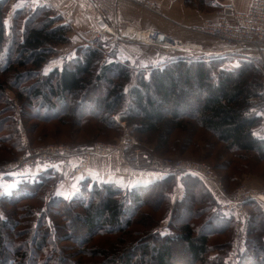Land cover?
Segmentation results:
<instances>
[{
	"label": "trees",
	"instance_id": "16d2710c",
	"mask_svg": "<svg viewBox=\"0 0 264 264\" xmlns=\"http://www.w3.org/2000/svg\"><path fill=\"white\" fill-rule=\"evenodd\" d=\"M11 1L0 0V77L4 75L0 81V113L9 112L0 119V149L13 155L11 158L28 149L23 143V131L33 148L40 137L30 136L37 131L43 135L40 144L45 143V137L57 141L58 138L54 140L52 136L59 134L65 137L83 134L80 135L81 143L76 144L83 148L93 145L98 136L108 140L112 132L118 134L121 128L114 116L127 108L124 121L132 134L140 142L147 135H153L157 142L147 157L151 154L185 155L190 148L194 149L193 155H198L196 153L203 147L206 152L202 157L219 158L220 154L208 150L213 144L206 146L201 136L196 140L198 133L204 131L225 145V151L235 150L229 156L232 158L230 164L218 168L223 171L232 168V174L223 176L224 182L247 169L250 162L264 163V137L254 133L261 118L252 110L256 105L254 100H262L264 93L263 63L257 52L254 51L258 57L256 63H243L240 67L227 66V57L190 62L172 61L176 56L171 55V61L166 64L136 73L129 63L107 58L99 46L84 45L77 47L60 66L44 72L58 54V47L70 43L72 29L47 7L18 10L10 23L7 15ZM185 2L189 7L210 3L207 0ZM27 67L30 69L21 72L20 69ZM9 73L7 82L5 75ZM8 90L14 93V99L6 94ZM94 92L98 93L95 97L92 96ZM31 121L35 124L30 125ZM64 126L69 129H58ZM179 131L188 135L179 137ZM177 135L179 138L175 139ZM60 179L59 171L49 169L32 179L21 178L16 189L0 198V208L7 214H0V264H24L29 256L28 242L35 245L34 253L39 255L48 245L58 247L60 256L50 257L48 264H84L75 259L79 253L86 257L92 252L91 247L85 248L91 243H88L89 238L111 234L132 236V227L145 224L150 214H142L143 218H139L141 210L149 206L151 196L161 198V204L171 207L166 211L165 230L153 229L140 240L127 241L121 237L119 245L112 242L122 253L113 248L97 247L95 254L104 259L100 264H174V247L178 242L185 245L193 262L206 263L214 250L210 237L235 228L241 232L248 229V233L253 234L255 228L264 227V206L250 202L246 205L245 225L238 230L235 217L223 210V199L211 184L191 173L160 174L151 183L132 188L87 179L81 184L83 195L71 199L54 195L53 188ZM178 186L180 191H177ZM85 195L88 200L83 198ZM35 199L42 203L38 213L19 207ZM199 205L201 207L195 208ZM6 206L22 211L19 216L25 219L24 231L16 229L17 222L9 218L13 212L7 213ZM184 211L190 212V220L179 225ZM200 219L203 223L199 229L193 220ZM75 223L85 227L86 237L77 238ZM8 229H11L10 234ZM75 238L85 246L77 249L79 253L67 244ZM262 241L264 246V236L261 243L255 237L249 239L248 249L242 253L240 262L264 264ZM14 243V252L9 253L7 249L10 250ZM258 252L261 255L258 256Z\"/></svg>",
	"mask_w": 264,
	"mask_h": 264
},
{
	"label": "rangeland",
	"instance_id": "374dc122",
	"mask_svg": "<svg viewBox=\"0 0 264 264\" xmlns=\"http://www.w3.org/2000/svg\"><path fill=\"white\" fill-rule=\"evenodd\" d=\"M127 1H129V0H127ZM197 1L198 0H196V3H197ZM207 2L209 3V2H211V0H207ZM129 3L131 4L130 6L132 7L129 9V11L132 13H134L136 8H138V7H139L138 8L139 10L141 8V10L143 9V11H146V9L144 10V8L134 4L131 1H129ZM198 4H199V6H198ZM36 8H34V9H36ZM189 8L192 10H199L203 13L208 14L209 12H213V13L216 12L217 13L218 9L220 10L221 7H219L216 11V10H213L211 7H209V4H205V5L201 6L200 3H197L195 6H192ZM119 9H120V6L118 7L117 15L119 14ZM156 10H158L157 6H156ZM136 12H138V11H136ZM146 12H148V10ZM149 12H151V11H149ZM14 13H15V11H12L11 17L9 18L10 23H11V19H13V17H14ZM54 13H57V12L54 11ZM152 13H154V12H152ZM166 13H168V12H166ZM154 15H156V14H154ZM167 24H168V21H167ZM195 25H198V24H195ZM179 30H180V32L186 31L185 29L182 28V26H181V28H179ZM188 34H190L192 37L195 38V39H191V38L188 39L190 41L202 43L205 46H213L214 45V42H212L211 39L204 38L203 36H199V35H194V34H191L190 32H188ZM196 38H197V40H196ZM105 39H107V38H105ZM89 42H90V40H89ZM108 44H109L108 40H104L102 42H98L96 47L98 48V46H99L102 49L103 54H106L107 58H111L110 53L107 54V52L109 51ZM68 47H70V46L68 45ZM111 51H112V49H111ZM227 54L228 53H225V52H222V53L216 52L213 54H211V53L192 54V53H188V52H174L171 55L176 56V57L172 58V61L179 59V60H187L190 62L191 61L193 62L194 60H205V61L209 62L210 60L215 59V58L227 57V58H225V59H227L225 61H227V66L229 65L231 67H240V66H242L243 63H252L253 64V62L256 63V60H258V57H256L257 54L253 50H245L242 53H238V52H236V53L230 52L229 53V54H235V55H227ZM57 56L58 55H55L53 58H56ZM169 61H171V60H169ZM48 65H50V64H48ZM254 65H257V64H254ZM50 66L47 69L44 67L45 68L44 72H46V70L50 69ZM28 69H30V68L27 67L25 69H20V70H21V72H25V70H28ZM262 70H263V74H264V64H263ZM140 71H142V70H137L136 73H139ZM10 75H11L10 73L7 74V76L5 75V78H7V82L9 80ZM2 78H4V75L0 77V81L3 80ZM135 78H136V76H135ZM26 84L28 85L29 83H26ZM133 84H134V81L130 86L127 87L128 91L132 87ZM6 92H7L6 94L9 96V98H11V99L15 98V95L11 90H8ZM95 93L96 92H94V95H92L93 97L98 95V93H96V94ZM258 102H260V103H258ZM253 104H256V105H253V109H252L253 112L256 113L261 118L259 125L254 129V133L257 136L262 134V136L264 137V99H262V100L256 99V100H254ZM8 114H9V112L0 113V119L5 118L6 116H8ZM126 115H127V108L124 111L117 114L116 116H114L116 123L119 124V126L121 127L120 130L117 131L118 134H116V132H112L111 138L108 140L104 139L103 137L98 136V139H95V143L101 142V143H105V144L117 145V144H120L122 142V140H124L128 144V148L126 150L127 162L132 164V165L138 164L141 167H146L148 165V163H150V160L153 158H155L157 161L160 159H168V160H171L174 162L194 161V162L204 163V164L208 165L210 168H212V170L214 172L213 176L217 180H219V182H221L222 185L226 186L229 193L237 194V192H239L241 189L247 190L246 192H248V190L249 191L258 190V191L264 192V163H262L261 161L258 162V164L250 162V164L246 165L247 169H245L244 171L232 176L230 178L229 182L228 181H227V183L224 182L223 176H225V175L229 176L230 174H232L231 173L232 168H229L227 171H223L222 169H218V168H222V166H224V165L228 166L230 164L229 159H232V158L229 156L231 154H233L235 152V150L229 149L228 151L226 150L227 151L226 152L223 149V148L227 149V147H225V145L219 144L217 142V140L215 139V137H213L211 134L204 132V131H200L198 133L199 135L196 137V140H198L199 136H201L200 138L202 139V141L206 142L205 143V144H207L206 146L210 147L213 144L212 147L208 150L212 151V152L214 151L215 155L220 154L221 156H219V158L216 157L213 160H209V159H205L204 157H202V156H204V154L206 152V151H204L203 147H200L201 149L198 151L199 153H196L198 155H193L192 152L194 149L190 148L189 151L185 155H181L179 153H170V154H165V155L151 154L147 157V154H149V152L151 153V151L154 149V146L156 145L157 142H156L155 138L153 137V135H149V136L147 135L144 138V140L142 142H140L138 140V138H136V135L132 134L131 128L128 126L127 122L124 121V118L126 117ZM70 121H71V119H70ZM34 122L35 121H31V122H29V124L30 125L35 124ZM55 124L50 125L49 129L53 128V126ZM95 124H96V122H93V125H95ZM95 126H97V125H95ZM55 128H58V127H55ZM58 129L66 130V129H69V126L59 127ZM54 131H56V130H54ZM5 133L7 134V132H5ZM36 133L37 134L30 136L31 138L34 137L33 139H35L36 137H40V139H38V142L35 143V145H34L35 147L33 148V146L31 147V144L29 142V138H28L26 132L23 131L22 139H23L24 145L28 148L27 151L31 152V151H35V150L40 149V148L48 147V146H65V147L67 146L66 148H71L72 150H75V151H77L78 149L86 148V147L83 148V147L76 145L77 143H81L80 140L82 138L80 137V135L83 136V134H80V133L78 135H76V134L70 135L69 134V136H67V137L63 136L62 134H59L56 137L52 136V138H54V140H56L58 138L59 141L58 140L53 141V139L45 137L44 139L46 141H45V143L43 142V144H40V142H39L41 140V137H43V135L41 134L40 131H37ZM92 133H93V131H92ZM179 133H180L179 137H185L188 135L187 132H185V131H179ZM93 137H95V136H93ZM179 137L177 135L175 137V139H178ZM70 139H72V140H70ZM90 139L92 140V137ZM201 146H203V144ZM213 147H214V150H213ZM228 153H230V154H228ZM14 154H15V152H14ZM23 155H24V153L21 155H20V153L19 154L16 153L15 158H11L13 155L11 156L8 153L3 152L0 149V167L4 166L6 164H10L12 162L18 161ZM199 155H201V157ZM144 157H147V158L145 159ZM235 161H237V160H235ZM3 162H5V163H3ZM123 162H124L125 166H128L124 160H123ZM235 163L243 164L244 162L243 163L235 162ZM50 165H51L50 168L52 170H56V171H59L61 173V179L59 181V183H60L63 180L64 176L62 173L65 172V170H64L65 168H63L60 165L53 164V163H50ZM131 169H133V168H131ZM133 170L142 171V172H155V171L149 170V169H143V170L133 169ZM82 195H83V193L81 192V194L79 196H82ZM46 197H47L46 200L48 201L49 197L48 196H46ZM83 198L85 200H88V197L86 195ZM160 199L161 198L154 197V196L150 197L149 202H148L149 206L144 207L141 210V214H140V215L143 214L145 216V214L148 213V214H150V218H148L145 221L144 225L141 226L140 224H137L134 227H132L131 230L134 231L133 232L134 234L132 236H129V235L122 236L121 234H111L109 236L105 235V236H97V237L89 238L88 243H90V242L91 243L88 246L86 245L87 247H85L84 245H83V247H85V248L91 247V250H92L91 253L92 254L91 253L87 254L86 257L85 256L82 257V255H79V254H81V253H79L80 251H77V249H83L82 245H80V243H78L77 238L86 237V235H85L86 229L82 224H76L75 223V232H76L77 238H75L72 241L67 243L69 247H73L75 249V251H77L79 253L75 260H78V261L81 260V262H83L84 264H100V263L104 262V259L95 254V251H96L95 249L97 247L99 248V246H100L104 249L106 248V250L116 249L117 250L116 252L122 253L120 251L121 249L118 250L119 247L117 245H116V247H114V245H113V243L118 244V245L121 244L120 242L118 243V240L121 237H124L125 240H127V241L129 239L130 240H140V239L145 238L147 234H150L153 229H155V230L158 229L159 231H164L166 228L165 224L168 221L166 211L170 210L171 207L169 204H168V206H167V204H164V203L161 204ZM161 201L163 202V200H161ZM41 206H42V203L37 199L32 200V201L31 200L26 201L24 203L19 204V207L28 209V212L36 211L37 213H38V209ZM199 207H201V205L196 206L195 208H199ZM6 208H7V213L13 212L12 214H10L9 218L11 221L17 222L16 229H18L20 231H24V228H26L23 225V222L25 221V219L23 220L19 216L20 214H22V211H20V209H17V207L11 208L10 206H6ZM202 208H204V207H202ZM0 209H1L0 214L2 216H6L7 214L5 215L4 210H3L4 214L2 212V207ZM183 214H184L183 218L179 219V221H178L179 225H180V223L182 225V223L184 224L188 220H190V212L184 211ZM143 215L139 219H142ZM29 220L32 221V219H29ZM202 221H203L202 219H200V221L193 220V222H196V225H198V228L200 227V224L202 225V223H203ZM255 229L256 230L254 231L253 234L248 233V231H249L248 229L241 232V231H237L235 228L234 230H231L229 232H225V233L219 234L217 236L210 237L209 238L210 239V246H214V250H212L211 253H209V259H207L206 263H195V262H193L191 260V257L189 255L188 251L186 250L185 245L182 242H178L174 247L176 250L175 256H174V264H245V263H243V261L240 262V258H241L242 253L245 252V250L247 251V249H248L249 239H253L255 237L258 239L259 243H261V239L264 236V227L263 226H260L259 228H255ZM205 230L207 231V229H205ZM7 232L8 233L11 232V229H8ZM202 232H203V230H202ZM26 238L31 239L30 236H26ZM28 239H26V240H28ZM23 240H25V239H23ZM115 240L117 242H115ZM144 241H146V239ZM15 244L16 243H14L12 245L10 250L7 249V251L9 253L14 252V249L16 247ZM27 244H28L27 250H28L29 256L27 258H25V260L23 261L24 264H48L51 261L50 257L60 256V253L58 251L57 246L48 245L46 250L43 253L41 251V253L39 255V253H34V251H36L35 245L33 246V244H29V242ZM225 244H227V246H225ZM222 245H224V246H222ZM123 246L124 245H122V247ZM220 246H222V248ZM261 246H262L261 247V251H262L261 253H264L263 241H262ZM33 247H34V250H32ZM261 253L258 252L257 255L259 256V255H261ZM34 254H36L37 256L36 255L34 256Z\"/></svg>",
	"mask_w": 264,
	"mask_h": 264
},
{
	"label": "built area",
	"instance_id": "2783aa9c",
	"mask_svg": "<svg viewBox=\"0 0 264 264\" xmlns=\"http://www.w3.org/2000/svg\"><path fill=\"white\" fill-rule=\"evenodd\" d=\"M97 11V23L102 21L105 27L98 25V30L89 44L94 47L99 41L108 40V43L116 45L118 41H135L144 45L162 49L168 53L188 52L200 53H229L236 51L253 50L258 53L264 64V0H252L247 11L241 12L229 3L217 11L215 19L205 20L201 24L182 26L183 29L194 35L203 36L214 42L213 46H205L202 43L191 42L174 37L159 30L143 31L148 33L147 39H139L137 31L132 27L121 28L119 26L117 10L120 0H89ZM134 4L159 14L156 6L150 2L129 0ZM132 29V32L130 31ZM107 38V39H105ZM217 46V47H216ZM264 99V93L262 94ZM67 147V146H66ZM65 146H48L35 151H27L15 162L0 167V181L6 176L14 174L21 168H29L36 165L53 163L63 168L70 167L67 173L69 179H75L82 175L88 168L90 161L95 157L121 156L127 163V167L143 170H153L159 174L191 173L210 183L218 195L223 199V210L235 217V226L243 229L246 218V205L250 202H258L264 206V192L241 189L237 194L229 193L226 186L213 176V170L204 163L194 161L174 162L168 159L150 160L146 167L138 164L132 165L126 160L127 142L122 140L120 144H105L96 142L93 145L77 151Z\"/></svg>",
	"mask_w": 264,
	"mask_h": 264
},
{
	"label": "crops",
	"instance_id": "0c3cea01",
	"mask_svg": "<svg viewBox=\"0 0 264 264\" xmlns=\"http://www.w3.org/2000/svg\"><path fill=\"white\" fill-rule=\"evenodd\" d=\"M150 2L158 7L159 14L146 12L136 8L135 12L129 11L132 8L127 0H120L118 14L119 26L134 28L139 31L159 30L181 39H195L188 31L180 32L181 26H192L201 24L205 20H212L216 17V12L203 13L199 10H192L185 0H139ZM252 0H211L209 7L216 10L225 4H233L238 11H247ZM7 20L11 17L12 11L22 9H34L36 7H47L61 15L62 23L69 25L72 30L69 34L70 43L58 47V56L50 63V68L60 66L64 59L79 46L91 45L89 40L93 38L98 30L97 12L89 0H12ZM145 10V9H144ZM138 11V12H136ZM141 11V12H140ZM165 12V13H164ZM168 12V13H166ZM156 14V15H154ZM168 21V24H167ZM132 32V29H130ZM197 40V38H196ZM190 41V40H188ZM195 42V41H191ZM93 46V45H91ZM109 51L113 61L129 63L134 70H145L151 66H162L170 59L172 53L162 49L141 44L135 41L120 40L116 45L109 43ZM112 49V51H111ZM68 52V53H67ZM50 163L36 165L29 168H21L14 174L5 177L0 181V198L11 193L18 187L21 178H35L51 169ZM63 180L54 186V195L71 199L79 197L81 194V184L85 180L114 183L121 188H132L134 186L146 185L158 179L157 172L135 171L125 166L121 156L113 155L109 157L92 158L88 168L84 173L75 179L67 176L70 167L64 169ZM211 186V185H210ZM212 187V186H211ZM180 191V186L177 187Z\"/></svg>",
	"mask_w": 264,
	"mask_h": 264
},
{
	"label": "bare ground",
	"instance_id": "6f19581e",
	"mask_svg": "<svg viewBox=\"0 0 264 264\" xmlns=\"http://www.w3.org/2000/svg\"><path fill=\"white\" fill-rule=\"evenodd\" d=\"M139 32L140 33H138V35H141L140 37H138L139 39H147L148 33L143 32V31H139Z\"/></svg>",
	"mask_w": 264,
	"mask_h": 264
},
{
	"label": "water",
	"instance_id": "95a60500",
	"mask_svg": "<svg viewBox=\"0 0 264 264\" xmlns=\"http://www.w3.org/2000/svg\"><path fill=\"white\" fill-rule=\"evenodd\" d=\"M98 25H99L100 27H102V28L105 27V25H104V23H103L102 21H99V22H98Z\"/></svg>",
	"mask_w": 264,
	"mask_h": 264
},
{
	"label": "snow or ice",
	"instance_id": "6c2138e0",
	"mask_svg": "<svg viewBox=\"0 0 264 264\" xmlns=\"http://www.w3.org/2000/svg\"><path fill=\"white\" fill-rule=\"evenodd\" d=\"M3 194H5V193L0 192V195H3Z\"/></svg>",
	"mask_w": 264,
	"mask_h": 264
}]
</instances>
